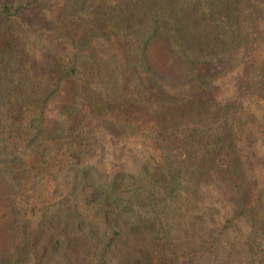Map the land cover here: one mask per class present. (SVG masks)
<instances>
[{"label": "trees", "instance_id": "obj_1", "mask_svg": "<svg viewBox=\"0 0 264 264\" xmlns=\"http://www.w3.org/2000/svg\"><path fill=\"white\" fill-rule=\"evenodd\" d=\"M44 4L7 0L0 24L29 18ZM96 4L90 17L70 19L72 45L63 54L48 46L39 58L29 49L35 23L22 34L0 31V180L10 184L21 216L45 209L36 238L24 239L27 257L36 255V264L53 256L57 264H108L121 251L118 215L126 214L130 230L146 236L144 264H163L165 256L191 264L166 247L170 230L161 214L165 204L182 198L197 209L201 189L220 177L236 191L221 230L248 220L249 264H264V183L252 184L260 185L253 198L238 141L245 98L264 100V60L254 58L264 40V0ZM236 67L245 75L236 98L223 102L216 81ZM54 101L61 110L50 127ZM148 121L159 158L146 157L134 171L128 165L105 171L98 128L142 130ZM258 123L264 138V112ZM45 188L72 200L58 216H49L52 206L38 204ZM62 233L72 240L68 248Z\"/></svg>", "mask_w": 264, "mask_h": 264}, {"label": "rangeland", "instance_id": "obj_2", "mask_svg": "<svg viewBox=\"0 0 264 264\" xmlns=\"http://www.w3.org/2000/svg\"><path fill=\"white\" fill-rule=\"evenodd\" d=\"M7 0H0V5ZM98 0H45L44 5L35 7L29 18L21 21H10L0 24V31L7 30L13 33H24V26L31 22L38 27L28 39L29 49L36 52L37 56L43 57L46 47L53 46L54 51L65 53L70 51L72 37L66 34L70 27V19L73 21L79 16L93 14L97 9ZM38 21V23L36 22ZM60 42H65L58 44ZM62 53V54H63ZM254 58L257 62L264 60V40L254 50ZM245 70L233 68L222 75L216 81L217 98L223 102L236 98ZM244 107L239 110L243 116V123H238L240 152L245 160V167L251 179L253 198L256 184L264 183V138L260 137L259 117L264 112V100L257 95H248L244 101ZM60 102L54 101L50 106L48 124L54 127L57 115L60 113ZM152 122L145 124V129L137 126L130 129L105 128L100 126L98 138L102 146L99 155L100 165L105 171L114 173L120 167L128 165L133 169L140 168L141 160L148 156L159 158L160 151L155 138L149 134ZM122 132V133H121ZM48 192V193H46ZM202 201L197 209H190L185 202H169L165 204L162 219L165 228L170 230L169 236L163 240L168 249H175L183 257L191 259V264H249V256L246 253L244 238L249 229L248 220H244L236 227L222 231L221 226L225 218L233 213L235 189L224 178L216 177L211 183L201 189ZM15 193L7 181L0 180V264H36V255L28 256L30 242L24 239L29 236L34 240L39 226L43 221V210L38 208L27 217L21 216L18 209L12 206ZM181 198V197H180ZM59 201H62L59 203ZM64 201V202H63ZM72 200H59L46 188L39 198V206L50 205L49 216H58L60 206H65ZM264 210V209H263ZM151 214V217L152 213ZM92 215H88L90 219ZM87 221V220H86ZM26 224V225H25ZM118 224L122 227L123 236L121 251L109 259L108 264H144L145 253L142 252L147 244L146 236L138 231H131V220L126 214L118 215ZM27 230V231H25ZM76 228L71 231L70 237H74ZM61 240L70 247L72 240L63 238ZM193 259V260H192ZM163 264H173L172 258H163ZM46 264H57L53 256Z\"/></svg>", "mask_w": 264, "mask_h": 264}]
</instances>
